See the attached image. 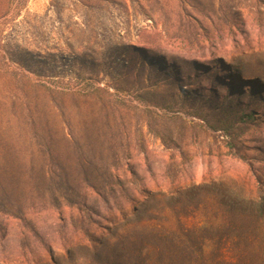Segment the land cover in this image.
Listing matches in <instances>:
<instances>
[{
    "label": "rangeland",
    "instance_id": "rangeland-1",
    "mask_svg": "<svg viewBox=\"0 0 264 264\" xmlns=\"http://www.w3.org/2000/svg\"><path fill=\"white\" fill-rule=\"evenodd\" d=\"M66 86L101 186L58 191L64 158L43 156ZM0 98V264H226L221 237L264 243V0H28L0 27ZM154 227L188 249H152Z\"/></svg>",
    "mask_w": 264,
    "mask_h": 264
},
{
    "label": "trees",
    "instance_id": "trees-1",
    "mask_svg": "<svg viewBox=\"0 0 264 264\" xmlns=\"http://www.w3.org/2000/svg\"><path fill=\"white\" fill-rule=\"evenodd\" d=\"M28 0H0V27L8 20L9 16H16L21 13L22 10L26 9ZM59 107L57 109L59 123L55 126L54 132L50 129L49 125L45 123V127L43 128L44 137L49 138L50 136H56L58 142L57 147L54 150H45L43 152V156L53 154L55 155L56 160L60 158H64L60 163L56 165V169L58 172L60 171V175L58 176V191L60 189L66 190L68 186L71 184H85L90 187H97L104 184L103 182H99L97 177L94 178L93 175L88 174V169H94L95 162L91 158H87L86 152L83 148V145H86V140L82 136L76 137L72 126L70 124L72 117V102L77 96L86 97L87 92L80 93V90H73L68 88V86L63 87L59 90ZM4 98H0V106L3 105L2 101ZM83 104L87 103L86 99L82 101ZM47 108V107H46ZM48 113H43L42 116L40 113L34 110V108H24L22 111H26L27 114L24 115L23 120L26 122V134L24 138L36 139V138H44L41 134H37V124L43 118V115L49 118L51 115L50 110L47 108ZM5 117L1 114L0 111V133L2 132L1 126L3 125V121ZM29 127V128H28ZM1 136V134H0ZM81 140H79V139ZM78 139V140H77ZM79 141L83 142L81 147L78 146ZM38 155L42 156L41 150L38 151ZM100 167L101 164H99ZM93 167V168H92ZM115 168V166H108V168ZM103 168V167H102ZM104 169V168H103ZM44 168L42 164L39 165L38 172L39 176L44 178V175L47 173L54 174L53 171L49 170V172L43 173ZM107 171V170H106ZM89 175V176H88ZM54 176V175H51ZM110 183L119 182V178L117 175L109 174ZM51 182V191H56L54 187V180ZM114 181V182H113ZM54 189V190H53ZM53 195V194H52ZM59 199H63L66 203L72 204L75 203L72 198H69L68 194L65 196L64 194H60V197L53 196L50 201H53L54 204H58L57 201ZM235 226L238 228L241 222H234ZM155 229L151 232L153 233V239L155 240L154 246L151 248L156 250L157 252L162 251V249H169L171 252L187 250V242L184 240L181 241L179 237L171 234V236H167L162 230H159L158 227H154ZM257 230V227L254 228ZM184 232H188L187 229H184ZM220 249H219V261L224 262L226 264H264V243L263 240L254 234L251 235L249 233H245L244 235L235 236H223L220 238ZM200 245H196L199 249V252L202 251V243ZM161 249V250H159ZM229 259V260H228ZM190 258L187 259L188 264H192Z\"/></svg>",
    "mask_w": 264,
    "mask_h": 264
}]
</instances>
